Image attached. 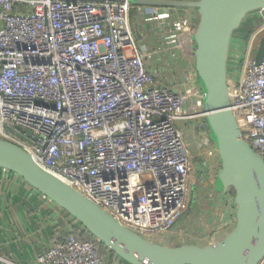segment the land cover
I'll list each match as a JSON object with an SVG mask.
<instances>
[{
    "label": "built area",
    "instance_id": "1",
    "mask_svg": "<svg viewBox=\"0 0 264 264\" xmlns=\"http://www.w3.org/2000/svg\"><path fill=\"white\" fill-rule=\"evenodd\" d=\"M131 8L132 0H0V140L155 242L189 209L193 163L182 125L205 123L206 113L200 89L158 83ZM257 12L263 20L244 40L229 92L243 140L264 161V61L256 65L264 10ZM173 34L167 44L191 53L190 21L175 22ZM210 143L203 136L202 148ZM85 231L72 226L36 264H110Z\"/></svg>",
    "mask_w": 264,
    "mask_h": 264
},
{
    "label": "water",
    "instance_id": "2",
    "mask_svg": "<svg viewBox=\"0 0 264 264\" xmlns=\"http://www.w3.org/2000/svg\"><path fill=\"white\" fill-rule=\"evenodd\" d=\"M132 4L191 8L198 12L191 54L206 113V122L200 128L209 133L221 163L215 190L233 195V230L215 246L167 247L126 229L88 198L38 166L22 148L4 140H0V169L20 176L127 264H260L264 261V161L243 140L230 109L228 61L234 35L250 14L264 10V0H132ZM263 61L264 38L259 44L256 65L261 66Z\"/></svg>",
    "mask_w": 264,
    "mask_h": 264
},
{
    "label": "crops",
    "instance_id": "3",
    "mask_svg": "<svg viewBox=\"0 0 264 264\" xmlns=\"http://www.w3.org/2000/svg\"><path fill=\"white\" fill-rule=\"evenodd\" d=\"M184 19L190 21L191 31L194 32L199 23V15L195 9L132 4L130 13V25L138 45L150 52L147 63L151 72L160 85L171 87L179 93L190 87L200 89L194 57L179 46L167 44L174 35V23ZM262 20L259 12L250 14L234 35L228 61L229 81H238L241 47L247 34L257 28ZM203 124L204 121L198 124L190 123L186 127L182 125L191 152L198 155L200 163L204 160L201 143L206 131L200 128ZM190 137L196 141H191ZM220 164L218 158L211 167L210 174L202 165L196 164L198 173L195 184L194 182L191 184L188 211L174 229L169 234L161 236L156 243L167 247H209L224 240L230 233L236 223V207L232 193H218L215 190V179ZM216 207L221 209L217 215ZM72 226L81 227L73 222L72 217L64 209L38 193L20 176L0 169V264H36L37 257L55 240L65 237ZM105 250L104 257L108 258L110 264H127L107 248Z\"/></svg>",
    "mask_w": 264,
    "mask_h": 264
},
{
    "label": "rangeland",
    "instance_id": "4",
    "mask_svg": "<svg viewBox=\"0 0 264 264\" xmlns=\"http://www.w3.org/2000/svg\"><path fill=\"white\" fill-rule=\"evenodd\" d=\"M189 126V125H188ZM193 137V136H192ZM192 137H190V140L191 141H196V140H194ZM205 138H207V139H209L210 140V138H209V133L206 131V134H205ZM210 142H211V140H210ZM214 148L215 147V145L211 142L210 144H209V146L208 147H204L203 148V150H201L202 152H203V154H204V156H203V158H204V160H203V162L202 163H200L199 162V160H198V155L197 154H192V163H193V172H192V176H191V183H193L194 182V184H195V180H196V176H197V173L198 172H196L197 171V169L196 168H198L197 166H196V164L197 163H199V165H202V167H203V169H205V170H207V173H209L210 174V171H212V169H211V167L213 166V164H214V162L216 161V160H218V158H219V155H217L218 156V158L216 159L214 156L213 157H209L208 155H207V153H208V151H210L209 149L210 148ZM216 148V147H215ZM218 153V152H217ZM220 167H221V164H220ZM219 167V168H220ZM200 174H202V173H200ZM211 175H213L212 173H211ZM211 179V178H210ZM214 180V179H213ZM196 184H197V182H196ZM211 184V183H210ZM212 185V184H211ZM215 204V206L217 205L216 203H214ZM206 208H212L211 206H206ZM217 208V207H216ZM220 211H221V209H220V207H218L217 208V210H216V215L217 214H219L220 213ZM214 212V211H213ZM233 230V229H232ZM231 230V231H232ZM230 231V230H229ZM230 231V232H231ZM160 238H158L157 240H159Z\"/></svg>",
    "mask_w": 264,
    "mask_h": 264
},
{
    "label": "trees",
    "instance_id": "5",
    "mask_svg": "<svg viewBox=\"0 0 264 264\" xmlns=\"http://www.w3.org/2000/svg\"><path fill=\"white\" fill-rule=\"evenodd\" d=\"M84 236H86L87 238L91 237V235L87 231H85ZM99 255L103 257L106 255L105 247L102 244H100Z\"/></svg>",
    "mask_w": 264,
    "mask_h": 264
},
{
    "label": "bare ground",
    "instance_id": "6",
    "mask_svg": "<svg viewBox=\"0 0 264 264\" xmlns=\"http://www.w3.org/2000/svg\"><path fill=\"white\" fill-rule=\"evenodd\" d=\"M184 41L187 43V40L184 39Z\"/></svg>",
    "mask_w": 264,
    "mask_h": 264
}]
</instances>
